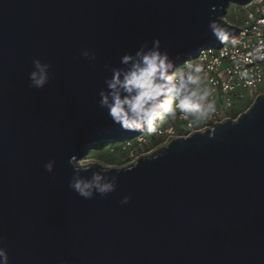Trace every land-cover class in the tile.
<instances>
[{
  "label": "water",
  "instance_id": "obj_1",
  "mask_svg": "<svg viewBox=\"0 0 264 264\" xmlns=\"http://www.w3.org/2000/svg\"><path fill=\"white\" fill-rule=\"evenodd\" d=\"M251 1L0 0V246L9 264H264V93L234 119L112 166L117 184L106 196L68 187L72 155L137 134L97 103L104 65L153 37L176 64L220 47L208 21L236 37L227 6ZM33 57L51 65L42 89L28 87Z\"/></svg>",
  "mask_w": 264,
  "mask_h": 264
},
{
  "label": "clouds",
  "instance_id": "obj_2",
  "mask_svg": "<svg viewBox=\"0 0 264 264\" xmlns=\"http://www.w3.org/2000/svg\"><path fill=\"white\" fill-rule=\"evenodd\" d=\"M208 29L221 44L235 48L240 43L216 19L208 21ZM160 45V39L153 37L151 42L144 41L135 51L124 52L119 65H104L110 75L105 76V87L98 91L97 103L113 124L126 131L154 136L161 126L175 122L178 117L188 120L192 126H200L216 110L213 81L209 79L204 64L193 58L176 64L168 50ZM79 55L90 61L96 59V53L87 48L81 49ZM257 55L264 59V53L259 49ZM32 65L28 87L42 89L52 78L51 65L38 57L32 58ZM238 75L244 78L248 73L238 71ZM54 163L49 159L44 168L51 172ZM68 163L73 169L68 187L79 196L91 199L94 193L103 197L115 190L117 175L110 173L111 167L90 159L81 160L76 155H72ZM91 169L95 170L90 177L81 175ZM129 200L130 196L124 195L120 203L126 204ZM0 264H9L5 246H0ZM64 264L73 262L65 261Z\"/></svg>",
  "mask_w": 264,
  "mask_h": 264
},
{
  "label": "built area",
  "instance_id": "obj_3",
  "mask_svg": "<svg viewBox=\"0 0 264 264\" xmlns=\"http://www.w3.org/2000/svg\"><path fill=\"white\" fill-rule=\"evenodd\" d=\"M244 8L245 17L234 23L238 28L236 38L240 41L235 48L222 44L217 48L203 49L193 58L204 64L209 79L213 81L216 110L210 118L200 126H192L188 120L178 117L175 122L161 126L157 135L137 133L121 140L122 150L156 141L144 155L150 154L178 136L212 129L215 123L234 119L233 113L242 108L244 101L254 100L258 94L264 93V59L257 55V49L264 53V23H261L264 21V0H252ZM237 64L240 65L239 70ZM245 70L248 75L241 78L238 71ZM137 157L126 154L123 158L127 160L120 166L132 163Z\"/></svg>",
  "mask_w": 264,
  "mask_h": 264
},
{
  "label": "rangeland",
  "instance_id": "obj_4",
  "mask_svg": "<svg viewBox=\"0 0 264 264\" xmlns=\"http://www.w3.org/2000/svg\"><path fill=\"white\" fill-rule=\"evenodd\" d=\"M245 17V8L244 5H237L234 3H230L227 6L226 14L224 18L230 23H236L241 21ZM253 101L246 100L242 103V108L236 110L233 113V117L236 118L242 111H244ZM154 143L149 142L148 144L137 146L133 145L129 150H122L120 147V141L116 142H104V144L99 149L89 150L85 153V155L81 158V160H94L101 165L105 166H117L119 167L121 164L125 163L126 160L123 158L126 154H133V156L144 155L145 152L152 148ZM130 151V152H129ZM124 159V160H123Z\"/></svg>",
  "mask_w": 264,
  "mask_h": 264
},
{
  "label": "trees",
  "instance_id": "obj_5",
  "mask_svg": "<svg viewBox=\"0 0 264 264\" xmlns=\"http://www.w3.org/2000/svg\"><path fill=\"white\" fill-rule=\"evenodd\" d=\"M154 143H156V141H154ZM103 144H104V142H98V143H95L90 149H91V150L99 149ZM90 149H89V150H90Z\"/></svg>",
  "mask_w": 264,
  "mask_h": 264
},
{
  "label": "bare ground",
  "instance_id": "obj_6",
  "mask_svg": "<svg viewBox=\"0 0 264 264\" xmlns=\"http://www.w3.org/2000/svg\"><path fill=\"white\" fill-rule=\"evenodd\" d=\"M108 167H111V166H108Z\"/></svg>",
  "mask_w": 264,
  "mask_h": 264
}]
</instances>
